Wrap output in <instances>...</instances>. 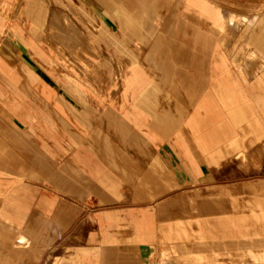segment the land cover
Returning <instances> with one entry per match:
<instances>
[{"label":"crops","instance_id":"0c3cea01","mask_svg":"<svg viewBox=\"0 0 264 264\" xmlns=\"http://www.w3.org/2000/svg\"><path fill=\"white\" fill-rule=\"evenodd\" d=\"M16 1L0 0V33L2 10H11ZM23 1L17 29L35 34V3ZM187 3L189 12L219 36L225 25L237 28L246 21V16L234 20L222 9L213 10L211 17L206 0ZM260 26L264 29V20ZM64 41L68 50H75L65 35ZM255 46L240 47L254 52ZM253 59L247 57L245 66ZM38 60L35 51L19 56L7 43L0 45V264H37L48 245V238L39 234L54 222L55 207L63 210L64 204L58 205L56 197L32 180L61 188L58 195L73 194L78 199L71 201L84 203V212L89 204L99 208L94 212L99 215V239L94 233L88 239L98 246L71 249L50 264H144V244L153 250L167 245L166 257L175 264H264L260 183L249 188L244 207L233 200L234 213L223 218L195 217L160 227L149 211L127 212L128 218L121 214L146 207L125 206L133 195L140 202L154 200L209 178L207 169L233 158L241 167H259L264 160V69L256 78L247 77L241 69H230L222 52H214L211 82L208 77L206 82L175 84V103L168 105L156 96L166 88L159 89L152 77L146 83L139 78L146 71L136 58L122 77L125 89L115 98L89 97L86 86L66 81ZM135 179L140 183L128 197L126 189ZM72 180L78 181L76 191ZM67 224L57 222L58 232ZM130 251L140 258L138 263L118 262Z\"/></svg>","mask_w":264,"mask_h":264},{"label":"rangeland","instance_id":"374dc122","mask_svg":"<svg viewBox=\"0 0 264 264\" xmlns=\"http://www.w3.org/2000/svg\"><path fill=\"white\" fill-rule=\"evenodd\" d=\"M33 1L36 33L32 34L25 28L21 31L17 29L20 26L19 13L24 6L23 0H17L11 10H2L5 25L0 33V45L7 43L19 56L22 51L37 52L40 63L53 67L55 73L61 77L64 75L66 81L86 86L87 94L92 98H115L116 93H122L121 89H125L122 77L132 66L134 58L146 71V75L139 76L143 83L152 77L159 89H167L159 90L156 96L168 105L175 103L172 96L176 93L173 89L175 84L206 82L208 77L211 82L214 52H222L229 68L241 69L247 77L255 75L256 78L264 69V49L258 48L263 42L264 29L260 24L264 20V0H206L211 17L213 10L221 9L231 13L234 20L246 16V21L237 28L225 25L223 36L207 29L189 12L188 0ZM155 14L161 19L154 18ZM155 27L156 31L151 34ZM64 35L75 50L67 49ZM256 43L260 45L255 46ZM242 45L248 48L255 46L254 52L241 49ZM249 56L254 59L246 67L244 62ZM192 63L196 69H191ZM198 68H201V74H198ZM200 163V166H205ZM207 172L209 178L181 185L151 201H136L133 195L132 202L125 206L146 207L121 214L128 218L127 212L140 215L149 211L160 227L173 221H190L195 217L217 219L234 213L233 200L244 207L250 198L249 188L255 183H260L264 193V160L260 161L258 168L253 165L244 168L233 158L221 167H210ZM71 173L77 176L72 170ZM161 180L157 178L154 181L162 184ZM25 181L31 180L27 178ZM32 181L38 183L42 192L56 197L58 205L64 204L62 211H57L55 207L52 213L55 218H50L54 222L47 226L46 232L39 234L48 238V245L42 249L37 264H50L54 258L66 255L71 249L98 246V242L89 243L88 239L91 233L95 234L96 240L99 239V215L94 214L99 208L89 204L90 208L84 212V203L71 201L78 199L73 194L58 195L62 192L61 188L49 186L46 181ZM134 182L135 185L126 189L128 197L140 183L136 179ZM71 183V189L76 191L78 181L72 180ZM67 214L71 217L65 218ZM61 220H66L68 224L62 232H58L57 222ZM124 247L133 246L125 244ZM140 247L147 252L144 264H175L172 258L166 257L168 246L165 244H159L155 250L147 244ZM139 260L130 251L128 256H120L118 262L138 263Z\"/></svg>","mask_w":264,"mask_h":264}]
</instances>
